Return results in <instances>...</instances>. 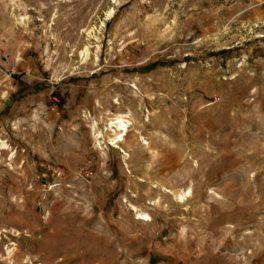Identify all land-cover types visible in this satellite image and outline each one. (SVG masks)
Returning <instances> with one entry per match:
<instances>
[{
  "label": "rangeland",
  "instance_id": "obj_1",
  "mask_svg": "<svg viewBox=\"0 0 264 264\" xmlns=\"http://www.w3.org/2000/svg\"><path fill=\"white\" fill-rule=\"evenodd\" d=\"M0 140V264H264V0H0Z\"/></svg>",
  "mask_w": 264,
  "mask_h": 264
},
{
  "label": "bare ground",
  "instance_id": "obj_2",
  "mask_svg": "<svg viewBox=\"0 0 264 264\" xmlns=\"http://www.w3.org/2000/svg\"><path fill=\"white\" fill-rule=\"evenodd\" d=\"M87 51V50H86ZM86 55H87V53H86ZM129 122V121H128ZM113 123H116L117 124V128L118 129H120V131L122 132V134L123 133H125L126 134V132H127V130H129L128 129V126H127V123H126V121L125 120H123L122 118H118V120L117 121H115V122H113ZM129 125V124H128ZM114 127V126H113ZM115 134V133H114ZM113 136V135H112ZM118 135H116L115 136V138L117 137ZM121 137V136H120ZM117 140V139H116ZM122 140V139H121ZM116 142V141H115ZM9 147H8V145H7V143H5L4 141H2V140H0V156H1V153H3V151L4 150H6V149H8ZM5 153V152H4ZM12 154V153H11ZM181 194V193H180ZM182 195V194H181ZM184 195V194H183ZM18 201V200H17ZM21 202V201H20ZM19 203V202H18ZM21 205H23V204H21ZM146 215V214H145ZM13 223V222H12ZM18 224H19V222H18ZM17 225V224H16ZM15 225V226H16ZM11 229V228H10ZM7 230L6 229H3L1 226H0V239H1V234H2V232H6ZM17 232H18V234H19V230H16ZM7 233V232H6ZM22 233V232H21ZM9 234V233H8ZM11 235V234H10ZM15 235H17V234H15ZM28 235V234H27ZM22 236V235H21ZM17 237V236H16ZM6 238V237H5ZM0 242H3V241H1L0 240ZM0 246H2L1 244H0ZM3 247V246H2ZM16 247V246H15ZM2 249V248H1ZM3 250V249H2ZM4 250H5V253H3V254H0L1 256H3L4 254H5V256L8 258V259H12L13 257H14V255H15V251H14V248H12V247H10V245H7L5 248H4ZM2 261V260H1ZM12 263V262H11Z\"/></svg>",
  "mask_w": 264,
  "mask_h": 264
}]
</instances>
